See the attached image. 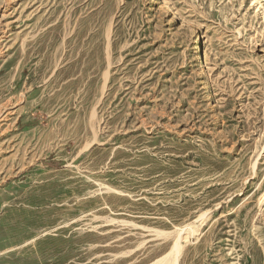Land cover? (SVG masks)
Masks as SVG:
<instances>
[{
    "label": "rangeland",
    "instance_id": "rangeland-1",
    "mask_svg": "<svg viewBox=\"0 0 264 264\" xmlns=\"http://www.w3.org/2000/svg\"><path fill=\"white\" fill-rule=\"evenodd\" d=\"M191 226L179 264H264V0H0V264Z\"/></svg>",
    "mask_w": 264,
    "mask_h": 264
},
{
    "label": "bare ground",
    "instance_id": "bare-ground-1",
    "mask_svg": "<svg viewBox=\"0 0 264 264\" xmlns=\"http://www.w3.org/2000/svg\"><path fill=\"white\" fill-rule=\"evenodd\" d=\"M107 77V74H106ZM180 232V231H179ZM196 232V228L191 226L189 227V229H187V231H185V233H178V237L176 239V242L171 250V252L166 255L165 257H163L162 259H160L159 261H157L155 264H179V258L181 256L182 253V243L181 241L183 239H187L188 236L190 235H194Z\"/></svg>",
    "mask_w": 264,
    "mask_h": 264
}]
</instances>
